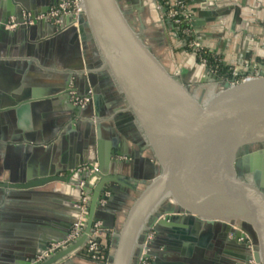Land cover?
<instances>
[{
  "label": "water",
  "instance_id": "1",
  "mask_svg": "<svg viewBox=\"0 0 264 264\" xmlns=\"http://www.w3.org/2000/svg\"><path fill=\"white\" fill-rule=\"evenodd\" d=\"M64 1L40 6L0 0V34L28 32L54 46L60 36L77 32L82 57L52 93H64L63 108L75 118L71 133L76 119H86L91 128L86 142L73 141L51 176L0 183L9 195L59 181L74 199L67 203L72 220L52 236L39 237L37 249L26 250L17 264H66L90 254L88 243L98 223L102 234L112 238L106 264H141L151 258L152 264H264V66H255L263 72L251 67V78L239 83L214 75L195 53L203 74L197 76L187 62L179 69L175 53L187 50L188 39H181V28L159 0H81L78 27L72 24L74 16L61 17L59 24L39 19ZM12 19L17 27L8 30ZM203 22L195 18L193 28ZM241 22L236 6L231 34ZM240 70L237 76L246 77ZM75 71L85 78H77ZM73 94L89 104L75 106ZM105 132L112 139H105ZM127 157L131 161L122 160ZM84 198L81 235L49 253L52 244L68 240ZM204 226L218 231L222 241L223 250L214 257L206 256L214 243L194 236ZM162 247L168 253L160 254Z\"/></svg>",
  "mask_w": 264,
  "mask_h": 264
},
{
  "label": "crops",
  "instance_id": "2",
  "mask_svg": "<svg viewBox=\"0 0 264 264\" xmlns=\"http://www.w3.org/2000/svg\"><path fill=\"white\" fill-rule=\"evenodd\" d=\"M30 1L40 6L51 2ZM184 1H187L193 22L195 18L204 20L199 29L193 28L194 36L201 44L223 56L227 65L238 66L241 73L250 76L251 67L255 72H263L255 66H264V0ZM236 6L240 9L242 22L231 34ZM181 39H185L182 34ZM226 39L230 42L225 43ZM80 48L76 31L60 36L54 46L47 40L35 39L28 32L0 34V183H26L51 176L57 165L62 164L63 156L69 153L74 140L86 142V131L91 129L86 125V119H76V132L71 133L74 116L63 108L64 93H52L72 73L71 69L81 56ZM178 52L184 55L187 64L188 61L192 63L193 55L186 49ZM168 64L174 68L171 59ZM180 64L177 63L179 69ZM75 73L80 80L86 76L78 71ZM202 74L199 69L196 75ZM75 82L71 85L73 90L76 89ZM71 103L78 106L73 96ZM103 120L105 126L110 125L108 117ZM104 135L108 141L113 137L109 132ZM123 138L133 152H138L131 140ZM122 160L131 161L128 157ZM71 200L74 199L66 185L59 181L34 188L32 192L7 195L0 189V264H17V258L25 256L26 250L37 249L39 237L52 236L63 229L61 225L73 218V209L67 205ZM14 225L19 228L12 227ZM194 236L199 240L206 237L214 243L207 249V257H214L223 250L215 229L207 230L204 226ZM159 252L162 255L168 253L164 247ZM169 252L174 254V251ZM150 260L153 263L154 258ZM66 264L102 263L81 253Z\"/></svg>",
  "mask_w": 264,
  "mask_h": 264
},
{
  "label": "built area",
  "instance_id": "3",
  "mask_svg": "<svg viewBox=\"0 0 264 264\" xmlns=\"http://www.w3.org/2000/svg\"><path fill=\"white\" fill-rule=\"evenodd\" d=\"M163 7L168 8V15L169 17L173 20L174 24L178 27L181 28V32L183 33V36L188 39V48L193 52L196 53L198 51L203 50L202 44L195 38L194 36V31H193V17L190 15V13L187 10V4L184 2V0H159ZM83 8L81 5V0H65L64 3L59 5L56 8H52L50 12L46 15H41L39 19L41 18H49L50 20H55L56 24L60 23V18L65 17V16H74L75 18L78 17ZM31 15L27 14V24L32 25L33 21L30 20ZM190 24V27H185L184 29L183 24ZM17 27V24L15 23V19H12L10 21V24L7 26L8 29L10 30H15ZM183 29V30H182ZM194 38L195 40H191ZM238 69L233 72V75L235 77L237 76ZM245 78H251V76H246ZM242 80H234L233 83H239ZM73 100L76 105H80L82 107H85L88 105L89 100L84 99L81 100L77 97L74 96L73 94ZM98 166L95 165L93 167V172L97 170ZM88 170V167H82L79 169V171H86ZM81 209L80 216L78 218V221L73 225V229L71 230V233L69 235V238L67 241L57 243V244H52L49 253H55L62 248L66 247L70 242L76 240L82 233L84 227H85V217H86V198H84V203L79 206ZM103 235L101 230H100V223L95 225V233L93 234V237L91 238L90 242L88 243L89 248L88 251L92 255L93 260L98 261L101 255V250L99 248L98 240L102 238ZM154 237V234L151 233L149 236V241L152 240ZM141 264H152L150 259L143 260ZM245 264V263H242ZM249 264H256L255 261H250Z\"/></svg>",
  "mask_w": 264,
  "mask_h": 264
},
{
  "label": "trees",
  "instance_id": "4",
  "mask_svg": "<svg viewBox=\"0 0 264 264\" xmlns=\"http://www.w3.org/2000/svg\"><path fill=\"white\" fill-rule=\"evenodd\" d=\"M184 2L187 4V1ZM185 27H190V24L188 23L183 24L182 28L184 29ZM181 34L183 35L182 32ZM191 40H195V39L192 38ZM187 52L193 54V52L189 48H187ZM195 54L199 63H206L210 71L214 75L222 78L224 81L234 82V80H242L244 78V77H235L233 75L234 72L233 67L224 63L223 56L217 55L208 48H203V50L198 51ZM111 242H112V238L110 235H105L98 240L99 248L101 250V255L98 262H101L102 264L107 263L111 253V247H112ZM90 256L92 258V255Z\"/></svg>",
  "mask_w": 264,
  "mask_h": 264
},
{
  "label": "rangeland",
  "instance_id": "5",
  "mask_svg": "<svg viewBox=\"0 0 264 264\" xmlns=\"http://www.w3.org/2000/svg\"><path fill=\"white\" fill-rule=\"evenodd\" d=\"M160 55H161V54H160ZM183 56H184V55H183L181 52H178V53L176 52V53H175V61H176L177 63H179V64H180V63H181V64L186 63L187 61H186V62L184 61ZM183 61H184V62H183ZM193 62H194V61H192V63H191L190 61H188V67L192 68V70L196 68V71H195V72H197V71L199 70V68H197L196 65H195ZM181 64H180V65H181ZM173 69H174V68H173ZM233 69H234V72H235V70L238 69V66H234ZM175 70H176V69H175ZM193 71H194V70H193Z\"/></svg>",
  "mask_w": 264,
  "mask_h": 264
},
{
  "label": "bare ground",
  "instance_id": "6",
  "mask_svg": "<svg viewBox=\"0 0 264 264\" xmlns=\"http://www.w3.org/2000/svg\"><path fill=\"white\" fill-rule=\"evenodd\" d=\"M64 3V2H63ZM83 12H84V10H82V12H81V14H83ZM65 17H68V16H65ZM77 21H75V22H73L72 24L74 25V26H76V27H78V17H76L75 18ZM71 24V25H72ZM10 30V29H9ZM191 55H193V54H191ZM194 56V55H193ZM192 56V57H193ZM192 61H194V57L192 58ZM89 104V103H88Z\"/></svg>",
  "mask_w": 264,
  "mask_h": 264
},
{
  "label": "flooded vegetation",
  "instance_id": "7",
  "mask_svg": "<svg viewBox=\"0 0 264 264\" xmlns=\"http://www.w3.org/2000/svg\"><path fill=\"white\" fill-rule=\"evenodd\" d=\"M185 38V37H184ZM186 39V38H185ZM251 76V75H250ZM154 234V233H153Z\"/></svg>",
  "mask_w": 264,
  "mask_h": 264
}]
</instances>
